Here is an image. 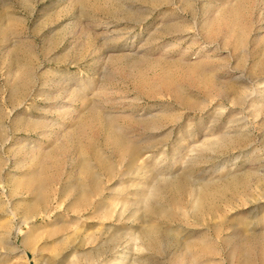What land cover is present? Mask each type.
Listing matches in <instances>:
<instances>
[{
  "label": "rangeland",
  "instance_id": "rangeland-1",
  "mask_svg": "<svg viewBox=\"0 0 264 264\" xmlns=\"http://www.w3.org/2000/svg\"><path fill=\"white\" fill-rule=\"evenodd\" d=\"M0 264H264V0H0Z\"/></svg>",
  "mask_w": 264,
  "mask_h": 264
},
{
  "label": "bare ground",
  "instance_id": "bare-ground-1",
  "mask_svg": "<svg viewBox=\"0 0 264 264\" xmlns=\"http://www.w3.org/2000/svg\"><path fill=\"white\" fill-rule=\"evenodd\" d=\"M124 143H125V142H124ZM243 179H245V178L243 177ZM248 180H249V179H248ZM238 181H239V180H238ZM238 181H234V182H238ZM246 182H247V180H246V181L244 180V181H242L240 184H241V185H246V184H247ZM248 183H249V182H248ZM237 184H238V183H237ZM240 187H241V186H240ZM234 188H235V187H234ZM243 191H244V190H243ZM240 192H241V191H240ZM211 193H212V192H211ZM205 200H206V199H205ZM204 204H205V203H204ZM212 210H213V209H212ZM247 249H248V248H247ZM247 251H248V250H247ZM245 252H246V251H245Z\"/></svg>",
  "mask_w": 264,
  "mask_h": 264
}]
</instances>
